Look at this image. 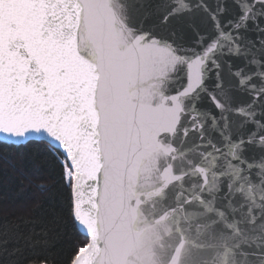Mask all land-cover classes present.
Masks as SVG:
<instances>
[{
  "label": "water",
  "instance_id": "1",
  "mask_svg": "<svg viewBox=\"0 0 264 264\" xmlns=\"http://www.w3.org/2000/svg\"><path fill=\"white\" fill-rule=\"evenodd\" d=\"M0 142L66 158L73 264H264V0H0Z\"/></svg>",
  "mask_w": 264,
  "mask_h": 264
},
{
  "label": "trees",
  "instance_id": "2",
  "mask_svg": "<svg viewBox=\"0 0 264 264\" xmlns=\"http://www.w3.org/2000/svg\"><path fill=\"white\" fill-rule=\"evenodd\" d=\"M87 246L66 158L45 142H0V264H73Z\"/></svg>",
  "mask_w": 264,
  "mask_h": 264
}]
</instances>
